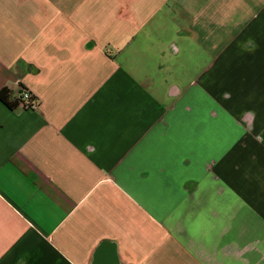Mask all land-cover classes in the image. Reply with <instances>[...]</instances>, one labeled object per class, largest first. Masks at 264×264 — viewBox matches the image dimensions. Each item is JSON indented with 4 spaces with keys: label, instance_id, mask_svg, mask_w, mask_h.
Returning <instances> with one entry per match:
<instances>
[{
    "label": "crops",
    "instance_id": "0c3cea01",
    "mask_svg": "<svg viewBox=\"0 0 264 264\" xmlns=\"http://www.w3.org/2000/svg\"><path fill=\"white\" fill-rule=\"evenodd\" d=\"M0 264H264V0H0Z\"/></svg>",
    "mask_w": 264,
    "mask_h": 264
},
{
    "label": "built area",
    "instance_id": "2783aa9c",
    "mask_svg": "<svg viewBox=\"0 0 264 264\" xmlns=\"http://www.w3.org/2000/svg\"><path fill=\"white\" fill-rule=\"evenodd\" d=\"M38 100L28 91H24L21 95L20 106L25 110H36L38 108Z\"/></svg>",
    "mask_w": 264,
    "mask_h": 264
},
{
    "label": "trees",
    "instance_id": "16d2710c",
    "mask_svg": "<svg viewBox=\"0 0 264 264\" xmlns=\"http://www.w3.org/2000/svg\"><path fill=\"white\" fill-rule=\"evenodd\" d=\"M11 92L4 89L0 92V101L3 102L8 108L15 110L20 107L21 98L15 102H10Z\"/></svg>",
    "mask_w": 264,
    "mask_h": 264
}]
</instances>
